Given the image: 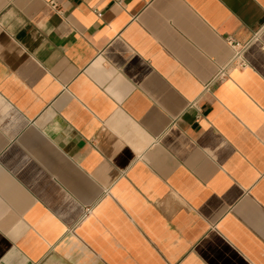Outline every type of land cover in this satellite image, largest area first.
<instances>
[{
    "label": "crops",
    "instance_id": "1",
    "mask_svg": "<svg viewBox=\"0 0 264 264\" xmlns=\"http://www.w3.org/2000/svg\"><path fill=\"white\" fill-rule=\"evenodd\" d=\"M48 1L0 0V264H264V0Z\"/></svg>",
    "mask_w": 264,
    "mask_h": 264
},
{
    "label": "built area",
    "instance_id": "2",
    "mask_svg": "<svg viewBox=\"0 0 264 264\" xmlns=\"http://www.w3.org/2000/svg\"><path fill=\"white\" fill-rule=\"evenodd\" d=\"M48 4L51 6L52 9H56L57 5L54 3L53 0H49ZM228 44L231 47L232 51H233V59L234 60H238L242 54V52L246 49V45H243L241 47V45L239 43H236L235 41H233L232 39H228ZM223 73L220 72L215 78L214 80H221L223 78ZM207 86L205 87V90H207Z\"/></svg>",
    "mask_w": 264,
    "mask_h": 264
}]
</instances>
